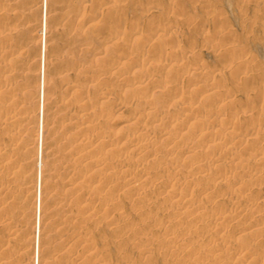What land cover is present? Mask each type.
<instances>
[{"label":"rangeland","instance_id":"374dc122","mask_svg":"<svg viewBox=\"0 0 264 264\" xmlns=\"http://www.w3.org/2000/svg\"><path fill=\"white\" fill-rule=\"evenodd\" d=\"M1 11L5 23L0 21V26L14 30L16 52L10 58L13 78L0 77V85L13 91L9 96L21 102L19 108L24 112L14 110L23 119L6 125L7 110L16 104L5 105L0 97V143L14 144L8 158L14 173L0 202H6L3 217H12L9 227L16 233L7 237L8 232L0 230V239L5 238L7 244L4 251L0 249V262L33 264L38 238V264H249L246 256L227 259L226 252L250 240L257 243L254 250L264 248L258 245L264 236V122L256 125L253 119L257 116L246 112L260 110L264 100V79L259 78L264 71V0H0ZM93 11L98 15L89 20ZM8 13L15 14L13 19ZM129 23L137 25V37L150 36V42L143 44L137 37H130ZM120 26L126 29L114 34ZM1 27L0 38L5 34ZM213 27L228 32L229 39L204 35L203 30ZM237 47H244L246 55L241 56ZM41 49H45L43 70L39 65ZM0 50L2 67L9 63V56L1 59L7 54L4 44L0 43ZM166 54H171L173 63L164 71L153 72ZM118 55L142 59L137 62L142 68L136 67L126 76L145 82L148 95L136 93L122 82L126 76L119 73L123 69L108 71ZM143 58H148L147 62ZM240 61L244 62L241 71L247 72L244 79L237 68ZM41 73L44 108L40 114L37 101ZM86 75L93 76L94 81H84ZM156 82H166L168 87L172 83L174 88L157 91ZM65 83L82 90L94 105V121L92 118L89 124L92 131L96 130L91 131L94 136L104 138L114 128L117 140L127 137L139 141L134 149L124 140L116 146L120 150L129 148L126 159L97 146L91 158L102 163L100 168L95 170L90 165L91 158L78 165L72 153L83 121L74 113L77 99L62 88ZM196 88L202 96L194 99ZM170 91L180 95L181 102H163ZM213 91L232 92V98L216 108V101L207 95ZM206 97L207 101L203 100ZM144 99L151 112L156 110L152 115L155 120L124 124L133 107L145 108L141 107ZM188 104L192 112L181 108ZM233 112L237 116L235 128L246 130L244 134L253 128L257 131L249 138L255 142L250 140L245 148L231 144L233 129L223 124V118ZM213 115H219V127L208 122ZM195 119L201 121V132L195 127ZM198 133L209 138L224 135L220 141L226 148L221 153L214 150L216 147L202 141ZM150 140L152 145L146 149ZM37 150L42 155L37 166L41 176L38 235L34 220ZM120 160L132 170L135 185L130 186L129 180L115 173ZM243 165L250 170L255 166L258 176L242 177L246 170ZM171 174L175 175V186H162ZM237 179L244 185L233 191V180ZM91 181L92 190L85 189ZM133 187L144 194L137 195ZM203 188L210 189L211 195L202 196ZM81 195L98 199L88 212L85 209L89 204L84 199L76 201ZM230 202H236V206ZM217 215H223L221 220ZM145 247L149 250L147 257L143 255Z\"/></svg>","mask_w":264,"mask_h":264},{"label":"bare ground","instance_id":"6f19581e","mask_svg":"<svg viewBox=\"0 0 264 264\" xmlns=\"http://www.w3.org/2000/svg\"><path fill=\"white\" fill-rule=\"evenodd\" d=\"M162 5V4H161ZM12 7V6H11ZM10 7V8H11ZM11 10V9H10ZM14 10V9H13ZM43 13H44V15H45V7H43ZM8 15V17L9 16H11V18L13 17V16H15V14L14 13H8L7 14ZM6 15V16H7ZM17 15H19V14H17ZM16 15V16H17ZM97 15H98V12H96V11H93V13H91V17H89V20L91 19V18H95V17H97ZM19 17V16H18ZM45 17V16H44ZM13 19V18H12ZM4 20H5V14L3 15V12L1 11L0 12V21H2L3 23H5L4 22ZM88 20V21H89ZM93 20V19H92ZM94 21V20H93ZM90 22V21H89ZM10 23V22H9ZM7 24V23H6ZM44 24H45V18H44ZM0 25H1V22H0ZM125 25V24H124ZM127 25V24H126ZM125 25V26H126ZM125 26H120V27H117V28H119V29H114V31H113V33L114 34H117V32H119V31H122V30H125L126 28H125ZM1 27V26H0ZM129 27H130V30L132 31H130L132 34L130 35V37H132L133 36V39L134 38H136L137 37V35L138 36H140L138 33V29H137V25L136 24H134V23H129ZM4 31H5V34L3 35V37L2 38H0V43L1 44H4L5 45V49H6V53L7 54H4L5 55V57L4 58H1V59H6L8 56H9V58H7V60H6V62L8 61L9 63H6L4 60V62L6 63L4 66H2V67H0V77H2L3 78V80H9V79H12L13 78V76L10 74L11 72V69L9 68L10 67V61H11V57L12 56H14V54H15V52H16V42L13 40V32H14V30L12 29V28H10V27H8L7 25L3 28V27H1ZM34 32V31H33ZM203 32H204V35H213L214 37H216V39H221V40H223V41H227L228 39H229V34H228V32H226V31H224L223 29L221 30V29H217V28H212V29H209V28H206L205 30H203ZM33 37H35V34H33L32 35V38ZM39 37V36H38ZM128 37V36H127ZM144 37H137V39H140L139 41L141 42V43H143V44H145V43H147L150 39H151V37L150 36H147V37H145V39H143ZM150 42V41H149ZM148 44V43H147ZM2 49H3V47H2ZM45 50V49H44ZM44 50L42 51V49L40 50V69L41 70H43L44 69V65H43V61H42V57H43V59L45 58L44 57ZM1 51V50H0ZM15 51V52H14ZM236 51H238L239 53H240V55L241 56H243V55H246L245 54V51H246V49L244 48V47H237V49H236ZM1 53V52H0ZM170 55L171 54H166V55H164L163 56V58L160 60V65L158 66V67H156V69H152V71L153 72H155L156 70H160V71H164V70H166L167 69V67L168 66H170L172 63H173V60H172V58H170ZM0 57H2V56H0ZM133 58V57H132ZM149 58V57H148ZM148 58H146V59H144V63L145 62H147V59ZM150 59V58H149ZM141 61L142 59H131L130 57H128V56H122V55H118L114 60H112L111 62H110V65H109V67H108V71L110 72V73H113V72H115V71H118V70H121V69H123V71H121L119 74H124L125 76H126V74L127 73H129L130 71H132V70H134L136 67H139L140 65H138L137 64V62L138 61ZM149 62H150V60H149ZM141 63V62H140ZM243 64H244V62L243 61H240L239 63H238V71L240 72L239 74H241L240 76H242L243 77V79L244 78H246L247 77V72H245V71H241V68H242V66H243ZM7 65H8V67H7ZM146 65H147V63H146ZM141 67V66H140ZM142 68V67H141ZM149 68H151V67H149ZM150 70V69H149ZM151 71V70H150ZM118 73V72H117ZM215 74V73H214ZM123 75V76H124ZM119 77H121V76H119ZM134 78H135V76L133 77L132 75L131 76H126V77H124L123 79H122V82L125 84V85H127V86H130V87H133L134 89H136L137 91H136V93H142V94H147L148 95V93H147V88L149 87H147V85H146V83L145 82H139V81H135L134 80ZM259 78H262V79H264V71L260 74V77ZM136 80H137V78H135ZM83 80L84 81H89L90 83L91 82H93L94 81V79H93V76H85L84 78H83ZM154 80V79H153ZM152 80V81H153ZM145 81V80H144ZM4 82V81H3ZM155 82V81H154ZM5 84V83H4ZM8 84V83H7ZM6 84V85H7ZM149 84V83H148ZM9 85V84H8ZM7 85V86H8ZM154 88L156 87L157 88V91H168L169 89H171V88H174L173 86H172V83H171V86L169 85V87L167 86V84H166V82H156V84L154 83ZM20 86H22V85H20ZM63 90L65 91V93L66 94H69V95H71V96H75V98L77 99V103H78V105L75 107V111H74V113H76L77 114V117L79 118V119H81L83 122H81L80 124V127H79V129L77 130V132H78V138L76 139L77 140V146H76V148H75V152L74 153H72L73 154V156L75 157V161L77 162H79V164L78 165H82V162H84V161H87V160H89L90 158H91V155H93L95 152H96V150H95V147H96V149H97V146H102V147H105V148H108L109 150H110V152H112L113 154H115V155H118V157H120V158H123V159H126V154L128 153L127 152V150L129 149V148H132V149H134V148H136L137 147V144H138V142H134V140L133 141H131V139H129V138H127V137H122V138H120V139H118L117 140V137H116V135H115V133H114V128L112 129V128H110L109 129V133H110V135L109 136H105L104 138H100L99 137V135H98V137H97V135L96 136H94V134H92V132L94 133V131H96V130H94V131H92V126L90 127V123H92V118H93V121H94V117H92V115H91V113H92V109L94 108V105H92L90 102H89V100L87 99L88 97L86 96V95H84L83 93V91L82 90H80V89H77L74 85H72V84H68V83H65L64 85H63ZM153 88V89H154ZM168 88V90H166ZM200 88V87H199ZM198 88V89H199ZM217 88V87H216ZM8 89L9 88H7L5 85H0V97L3 99H1L4 103H5V105L7 104V105H11V103H13V102H15V107L12 109V110H10L11 108H9V111L7 110V112L8 113H6V118H5V120L7 121L6 123V125H8L9 126V124H14L15 122H17V121H19V120H22L23 118H22V116L21 117H17L18 115L17 114H19L18 112H17V114H15V112H14V110H16V111H22L23 110V112H24V109H20L19 107H20V105H21V102L20 101H17V100H14L13 99V97L12 96H9V92H8ZM198 89L196 88L195 89V92H194V99H196V98H199L200 96H202L201 94H200V91H198ZM201 89V88H200ZM199 89V90H200ZM212 89V88H211ZM215 90V89H214ZM12 91V90H11ZM13 92V91H12ZM12 92H10V93H12ZM199 92V93H198ZM30 93V92H29ZM206 93V92H205ZM204 93V94H205ZM197 94H198V97H197ZM200 94V95H199ZM202 94H203V92H202ZM232 92H227V93H225V91L223 92V91H219V92H215V91H213V92H210V93H208L207 95H210V97H209V99L211 98V100H214V101H216V103L214 104V107H219V106H221V105H223V103H226L225 101H227L228 99L230 100V98H232ZM32 95V94H31ZM87 97V98H86ZM205 97V96H204ZM208 97H206L205 99H203V100H206ZM22 99V98H21ZM164 100H163V102H168V101H170V99L172 100H174V102L175 101H178V102H181V96L179 95H177V94H175V93H171V91L169 92V94H167L166 95V97H164L163 98ZM141 100V99H140ZM172 100V101H173ZM193 101H195V100H193ZM207 101V100H206ZM209 101V100H208ZM95 102V101H94ZM228 102V101H227ZM142 104V106L141 107H145V108H142V109H136V107H133V109H131L129 112H130V114H129V116H128V118L126 119V122H124V124L125 123H127L126 125H129L128 123H130V124H134V123H137L138 121H140V122H142V123H145L147 120H149V119H151V121L152 120H155L153 117L154 116H152L153 115V113L154 112H156V110L155 111H153V112H151L150 111V107H147V105L149 104V102H147L146 101V99H144V101H142L141 102ZM193 103H195V102H193ZM37 104H38V109H39V113L41 114L42 113V110H43V108H44V74L43 73H41V75H40V88H39V99H38V101H37ZM152 104V103H151ZM213 104V103H212ZM189 105H191V104H188V105H185V106H183V107H181L183 110H187V111H191V108H189ZM30 106V105H29ZM149 106V105H148ZM151 106V105H150ZM194 106V105H193ZM147 107V108H146ZM8 108V107H7ZM118 109H119V107H118ZM219 109V108H218ZM4 110V109H3ZM158 111V110H157ZM247 111H249V112H247ZM5 112V111H4ZM22 112V113H23ZM186 112V111H185ZM192 112V111H191ZM246 112L247 113H249V115H254V116H257L256 118H254L253 119V122L256 124V125H260V123H261V120H263L262 122H264V100L262 101V104H261V108H260V110H253V109H249V110H247L246 109ZM184 113V112H183ZM188 113V112H187ZM234 113V115L232 114V115H229V116H225L224 118H223V124H225L226 125V127H230L231 129H233V130H231V132H232V134H233V142L231 143L230 141V143L231 144H234V145H236L237 147H239V148H245V146L249 143V141L251 140V139H249V138H252L254 135H256V133H257V131L256 130H253V129H250V132L249 133H247V134H244L245 132H247L246 130H243V129H241V128H235L234 126H235V121H236V119H237V116L235 117V112H233ZM5 114V113H4ZM21 114V113H20ZM26 114V113H25ZM186 114V113H185ZM238 115V114H237ZM3 116V115H2ZM5 116H3V117H5ZM93 116H95V115H93ZM218 116L219 115H213V116H211L209 119H208V122H211V124L213 125V123L215 124V126L216 125H218V123L220 122V120H219V118H218ZM184 117V116H183ZM186 117H187V115H186ZM153 118V119H152ZM185 118V117H184ZM250 118V117H249ZM247 119V118H246ZM80 120V121H81ZM166 120H168V119H166ZM196 121L194 122V124H195V127H196V129H197V131H199V132H201L202 130L200 129L201 128V121L199 120V121H197V119H195ZM248 120V119H247ZM162 121H163V118H162ZM161 121V122H162ZM170 121H172V120H170ZM175 121V120H174ZM174 121H172L173 123H174ZM181 121V120H180ZM186 121V120H185ZM115 122V121H114ZM117 122V121H116ZM115 122V123H116ZM165 123H166V121H164ZM190 122V121H189ZM203 123L205 122V121H202ZM52 123V122H51ZM1 124V123H0ZM17 124V123H16ZM78 124V123H77ZM161 124V123H160ZM169 124V123H168ZM177 124H180V123H177ZM177 124H176V126H177ZM204 124H207V123H204ZM2 125H4V124H2ZM18 125V124H17ZM17 125H14V126H17ZM29 125V124H28ZM184 125V124H183ZM182 125V126H183ZM7 126V127H8ZM41 127H39V129H38V134H39V136L41 135V133H42V124L40 125ZM163 126V125H162ZM169 126V125H168ZM170 126H171V124H170ZM174 125H172L171 127H173ZM6 127V126H5ZM205 127V126H204ZM213 127V126H212ZM218 127H219V125H218ZM217 127V128H218ZM9 128V127H8ZM16 128V127H15ZM38 128V127H37ZM78 128V127H77ZM165 128V127H164ZM176 128V127H175ZM179 128H181V126L179 125ZM208 128L210 129V125L208 126ZM258 127H256V129H257ZM17 129V128H16ZM35 129V128H34ZM95 129V128H94ZM142 129V128H141ZM144 129V128H143ZM202 129H204V128H202ZM207 129V128H206ZM212 129H214V128H212ZM175 130V129H174ZM205 130V129H204ZM211 130V129H210ZM230 130V129H229ZM35 131V130H34ZM33 131V132H34ZM92 131V132H91ZM214 131V130H213ZM32 132V133H33ZM205 133V132H204ZM209 133V132H208ZM29 134V133H28ZM75 134V133H74ZM77 134V133H76ZM199 135H200V138L201 137H203V139H202V141H206V142H210L209 144H212L214 147H216V149H214V150H219V152L221 153V151H223V149H225L226 148V145L223 143V142H221L220 141V137L222 138V135L219 137V138H216V137H212V138H209L210 136L209 135H207V134H202V133H198ZM202 134V135H201ZM218 134H219V132H218ZM217 133H216V135H218ZM20 135H22V134H20ZM32 135V134H31ZM133 135V134H132ZM197 135V134H196ZM211 135V134H210ZM214 135H215V133H214ZM214 135H211V136H214ZM10 136V135H9ZM14 136V135H13ZM42 136V135H41ZM73 136V135H72ZM121 136V135H120ZM131 137V136H130ZM154 137V136H153ZM197 137V136H196ZM261 137V136H260ZM260 137H259V140H260ZM9 138V137H8ZM10 139V138H9ZM172 139V138H171ZM211 139V140H210ZM222 139H224V135H223V138ZM258 139V138H257ZM19 140V139H18ZM124 140V144H126V145H129V148L126 150H123V147H122V150H120V149H116V146L117 145H120V143H121V141H123ZM146 140V139H145ZM148 140V139H147ZM169 140V139H168ZM201 140V139H200ZM254 140V139H253ZM253 140H251V142H255V141H253ZM256 140V139H255ZM10 141V140H9ZM136 141V140H135ZM151 141L152 140H150V142H149V144H146V149L147 148H149V147H151ZM227 141V140H226ZM232 141V140H231ZM262 141H264V137L262 138ZM262 141H261V143H262ZM11 142V141H10ZM14 142H16V140L14 139ZM134 142V143H133ZM171 142V141H170ZM200 142V141H199ZM169 143V142H168ZM174 144H176V143H174ZM189 144V143H188ZM191 144V143H190ZM203 144V143H202ZM208 144V143H207ZM263 144V143H262ZM14 144H13V142H11L10 144H6V145H4V144H1L0 143V196L2 195V194H4V193H6L5 191L7 190V187L10 185L9 183H10V181H9V177L11 178V174H13L14 172H12V170H13V168H12V161H10L8 158H10L11 156H10V153H9V150H12L11 149V146H13ZM196 145V144H195ZM41 146V145H40ZM143 146H144V144H143ZM154 146V145H153ZM169 146V145H168ZM207 146V145H206ZM14 147V146H13ZM12 147V148H13ZM142 147V146H141ZM233 147V146H232ZM235 147V146H234ZM125 148V147H124ZM190 148H192V147H190ZM238 148V149H239ZM141 149V148H140ZM145 149V150H146ZM35 150V149H34ZM98 150V149H97ZM144 150V149H143ZM243 150H245V149H243ZM40 151V150H39ZM38 150H37V158H36V167L37 166H39L40 165V163H41V159H42V155H41V151L39 152ZM147 151V150H146ZM187 151V150H186ZM196 151V150H195ZM81 152H83V153H81ZM137 152V151H136ZM181 152V151H180ZM185 152V151H184ZM184 152L182 153V154H184ZM190 152H191V150H190ZM193 152V151H192ZM218 152V153H219ZM27 153H29L28 151H27ZM148 153V152H147ZM146 153V154H147ZM173 153H175V152H173ZM172 153V154H173ZM188 153H189V150H188ZM187 153V154H188ZM224 153H227V152H224ZM143 154V153H142ZM141 154V155H142ZM149 154V153H148ZM205 154V153H204ZM150 155V154H149ZM194 155H196V154H194ZM13 156V155H12ZM137 156H139L138 154H137ZM145 156V155H144ZM147 156V155H146ZM209 156V155H208ZM207 156V157H208ZM263 156V155H262ZM19 157V156H18ZM73 157V158H74ZM259 157V156H258ZM14 158V157H13ZM203 158V157H202ZM255 158V157H254ZM253 158V159H254ZM8 159V160H7ZM92 159V158H91ZM99 159V158H98ZM203 159H205V158H203ZM209 159V158H208ZM252 159V160H253ZM7 160V161H6ZM16 160V159H15ZM256 160V159H255ZM116 161H117V158H116ZM203 161V160H202ZM81 162V163H80ZM195 162H197V161H195ZM260 161H258V163H259ZM203 163V162H202ZM251 163V162H250ZM257 163V162H256ZM256 163H255V165H256ZM262 163H263V165H264V160L262 161ZM89 165V164H88ZM90 165H92V167L95 169V170H97V169H99L100 168V166L102 165V163L101 162H99V160H93L92 159V161L90 162ZM249 165V164H248ZM25 166H27V165H24V167ZM83 166V165H82ZM87 166V165H86ZM85 166V167H86ZM128 166V165H127ZM258 166V165H257ZM111 167V166H110ZM110 167H108L109 169H110ZM200 167V166H199ZM246 166L245 165H243V167L242 168H245ZM252 167H253V165H252ZM107 168V169H108ZM203 169H204V167H202ZM87 169H89V168H87ZM197 169V171H198V167L196 168ZM241 169V168H240ZM246 169V168H245ZM253 169V168H252ZM254 169H255V166H254ZM254 169L253 170H250V169H246L245 171H243V174H244V176H243V174H242V177H248V178H252V177H254V176H256L257 174L254 172ZM81 170H82V168H81ZM94 170V171H95ZM114 170L116 171L115 173H117L118 175H122V177L123 178H126L127 180H129V185L130 186H132V185H135V184H133V183H135V181H137V180H135V179H133V177H134V175H133V172H132V170L130 171V170H127L126 169V164H125V162L123 161V160H120V162H119V164H117L115 167H114ZM158 170V169H157ZM200 170V169H199ZM135 171V170H134ZM142 171V170H141ZM219 171V170H218ZM224 170L222 169V171L221 172H223ZM172 173V172H171ZM258 173H259V170H258ZM75 174V173H74ZM82 174V173H81ZM80 174V175H81ZM221 174V173H220ZM226 174V173H225ZM225 174H223V175H225ZM138 175H139V173H138ZM138 175H136V176H138ZM142 175H143V173H142ZM205 175H207V174H205ZM140 176H141V174H140ZM226 176V175H225ZM224 176V177H225ZM258 176V175H257ZM76 177H78L77 175H76ZM75 177V178H76ZM83 177V176H82ZM142 177V176H141ZM140 177V180L142 179ZM145 177V176H144ZM206 177V176H205ZM220 177H221V175H220ZM237 177H239V176H237ZM13 178V177H12ZM120 178V177H119ZM256 178H258V177H256ZM136 179H138V178H136ZM176 178H175V175H169L168 177H167V179H165V181H163L162 182V186H166V187H173V186H175V184L177 183V182H175L174 180H175ZM226 179V178H225ZM225 179H223L222 178V180H225ZM243 179V178H242ZM263 179H264V177H263ZM12 180V179H11ZM78 180V179H77ZM76 180V181H77ZM139 180V179H138ZM255 180H257V179H255ZM180 181V180H179ZM234 181V184H233V186H232V190L233 191H235L236 190V188H241V187H243V185H244V183L242 182V180L241 179H237V180H233ZM92 182V181H91ZM143 182V181H142ZM97 183V182H96ZM125 183V182H124ZM9 184V185H8ZM13 184V183H12ZM40 184H41V176H40V173H38V167H37V172H36V179H35V215H36V218L34 219L35 220V224H36V228H37V233H36V235H38V227H39V212H40V206H41V193H40ZM75 184V183H74ZM115 184V183H114ZM117 184H119V185H121L120 184V182L119 183H117ZM128 185V184H127ZM183 185H184V183H183ZM121 186H123V185H121ZM129 186V187H130ZM137 186V185H136ZM138 186H140V185H138ZM159 186V185H158ZM13 187H15V186H13ZM94 187V184H93V182L92 183H87L86 184V186H85V189H87V190H92V188ZM115 187H116V184H115ZM117 188H118V185H117ZM121 188V187H120ZM124 188V187H123ZM211 188H213V186L212 187H210V189ZM8 189H9V187H8ZM33 189V188H32ZM80 189V188H79ZM131 189H135L134 187L133 188H131ZM210 189H202V191H201V193H200V189H199V193L203 196V195H208L209 196V194L211 195V192L210 191H208V190H210ZM87 190H86V192H87ZM124 189H122V191H123ZM141 189H138V188H136L135 189V193L137 194V195H141L142 193H141V191H140ZM179 190V189H178ZM187 190V189H186ZM120 191V190H119ZM23 192H25V191H23ZM237 192V191H236ZM134 193V194H135ZM10 194V193H9ZM144 194V193H143ZM214 194V193H213ZM7 195V194H6ZM198 195V194H197ZM196 195V196H197ZM234 195V197H235V194H233ZM89 196V195H88ZM136 196V195H135ZM177 196L178 195H176V198H177ZM187 196V195H186ZM195 196V197H196ZM212 196H214V195H212ZM85 196H79V197H77V199H76V201L77 202H81V200H85V202L86 203H88L89 204V206L85 209L86 210V212H88V211H90L91 210V208H92V206L95 204V199L97 198H95V199H93V198H88V197H85ZM174 197V196H173ZM188 197V196H187ZM239 197V196H238ZM241 197V196H240ZM185 198V197H184ZM231 198H233V197H231ZM230 198V199H231ZM237 199H239V198H237ZM236 199V200H237ZM245 199V198H244ZM96 200H98V199H96ZM181 200V199H180ZM234 200V199H233ZM242 200H243V197H242ZM259 200V199H258ZM260 201V200H259ZM254 202V201H253ZM6 202H0V214H2V216L0 215V230H1V232L3 231V232H8L6 235H7V237L9 236V237H12V236H14L15 234H14V232H11V230H10V227L9 226H11L10 224H11V220H12V217H10V216H7V218H5V217H3V215H5L4 213V208H5V206H4V204H5ZM231 203V202H230ZM234 203V204H233ZM233 203H231V204H233L234 206H236L235 204H236V202H233ZM251 203V202H250ZM254 203H256V202H254ZM243 204V203H242ZM262 205L261 203H258V205ZM3 205V206H2ZM240 205V204H239ZM247 205H248V203H247ZM252 205V204H251ZM258 205H255V206H258ZM264 205V204H263ZM91 206V207H90ZM231 206V205H230ZM234 206L233 207H231L232 209H234ZM241 206H243V205H241ZM250 206V205H249ZM253 206V205H252ZM251 206V207H252ZM183 207V206H182ZM186 207V206H185ZM231 208H230V210H231ZM237 208H239L238 206H237ZM250 208V207H249ZM257 208H259V207H256L255 209H257ZM5 209H7V207L5 208ZM114 209V208H113ZM254 209V210H255ZM110 210V212H111V209H109ZM197 210V209H196ZM245 210V209H244ZM112 211H114V210H112ZM115 211H117V210H115ZM81 212V211H80ZM84 212V211H83ZM190 212V211H189ZM197 212V211H196ZM231 212H233L232 210H231ZM176 213H178V212H176ZM181 213V212H180ZM180 213H178V214H180ZM206 213V212H205ZM205 213H203V214H205ZM221 213V212H220ZM224 213V212H223ZM218 214V213H217ZM233 214V213H232ZM80 215V214H79ZM182 215V214H181ZM186 215H189V214H186ZM228 215V214H227ZM231 215V214H230ZM236 215V214H235ZM241 215V214H240ZM261 215V214H260ZM259 215V216H260ZM184 216V215H183ZM218 216V215H217ZM221 216H223V215H221ZM221 216L219 215L218 217H220V220H221ZM237 216H239V215H237ZM182 217V216H181ZM181 217H180V220H181ZM215 217V216H214ZM228 217V216H227ZM226 217V218H227ZM231 217V216H230ZM235 217V216H234ZM262 217H264V215L262 216ZM110 218V217H109ZM217 218V217H216ZM224 218V217H223ZM230 219H232V218H230ZM238 219V218H237ZM182 220H183V218H182ZM185 220V219H184ZM215 220V219H214ZM219 220V219H218ZM224 219H222V221H223ZM83 222V221H82ZM179 222V221H178ZM219 222H221V221H219ZM219 222H214V223H219ZM251 224V223H250ZM172 226V225H171ZM12 227V226H11ZM263 227H264V225H263ZM12 229V228H11ZM248 229V228H247ZM247 233V232H246ZM246 235V234H245ZM262 236V235H261ZM260 237V236H259ZM258 237V238H259ZM255 240V239H254ZM258 245L259 246H262V247H264L263 245H264V236H263V238H261L260 239V241H258ZM6 246H7V244H6V242H5V238H1L0 239V249H1V251H4V249L6 248ZM256 246H257V243H253V242H251V240L249 241V242H246V243H244V245L241 247V248H239V245H238V248H237V245H236V248H233V247H227L228 249H227V251L228 252H226L227 253V255H228V258L227 259H229V257L230 258H232V259H243L245 256H246V262L247 263H249V264H264V248L263 249H256V250H254V248H256ZM73 248V247H72ZM74 248H76V247H74ZM147 248L148 247H145V252L143 253V255H145V257H147L146 255H147V253H149V250H147ZM224 249H226V247L224 248ZM33 250H34V260H33V264H38V238H36L35 239V242H34V248H33ZM74 250V249H73ZM77 250V249H76ZM76 250H74V251H76ZM83 250H84V248H83ZM86 251V250H85ZM142 251V250H141ZM83 252V251H82ZM142 253V252H141ZM209 253V252H208ZM215 253V252H214ZM6 254V253H5ZM1 255V254H0ZM201 255V254H200ZM199 255V256H200ZM207 255V254H206ZM226 255V254H225ZM6 256H8V255H6ZM79 256V255H78ZM3 257V256H2ZM5 257V256H4ZM3 257V258H4ZM207 257V256H206ZM215 257H216V255H215ZM225 257V256H224ZM227 257V256H226ZM200 258V257H199ZM203 259H204V255H203V257H202ZM218 258V257H217ZM0 259H1V256H0ZM230 260V259H229ZM1 261V260H0ZM216 261V260H215ZM232 261V260H231ZM217 262H220V261H217ZM236 262V261H235ZM226 263H228V262H226ZM230 263V262H229ZM234 263V262H233ZM0 264H11L10 263V261H8V262H0ZM111 264V263H110ZM225 264V263H224ZM241 264H243V263H241ZM244 264H245V262H244Z\"/></svg>","mask_w":264,"mask_h":264}]
</instances>
